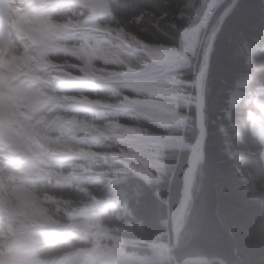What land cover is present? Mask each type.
<instances>
[{
  "label": "clouds",
  "instance_id": "obj_1",
  "mask_svg": "<svg viewBox=\"0 0 264 264\" xmlns=\"http://www.w3.org/2000/svg\"><path fill=\"white\" fill-rule=\"evenodd\" d=\"M249 162L264 0H0V264H194L218 229L219 264H264ZM236 174L243 230L221 206Z\"/></svg>",
  "mask_w": 264,
  "mask_h": 264
},
{
  "label": "trees",
  "instance_id": "obj_2",
  "mask_svg": "<svg viewBox=\"0 0 264 264\" xmlns=\"http://www.w3.org/2000/svg\"><path fill=\"white\" fill-rule=\"evenodd\" d=\"M257 15L256 9L251 8L245 12L244 20L246 22H251ZM238 26L245 27L246 24L241 22ZM248 167L253 169L256 182L259 183L260 179L264 177V169H261L251 162H249ZM221 183L226 184L230 190L229 196L224 197L221 201V206L225 213V224L230 226L235 223L240 225L241 230H243L252 219L250 209L245 203L248 194L242 191L245 181L240 174H236L224 177ZM223 237V229L214 230L212 233L208 234L201 244V250L194 254L192 258L219 259L221 254L230 251L231 247L230 243Z\"/></svg>",
  "mask_w": 264,
  "mask_h": 264
},
{
  "label": "water",
  "instance_id": "obj_3",
  "mask_svg": "<svg viewBox=\"0 0 264 264\" xmlns=\"http://www.w3.org/2000/svg\"><path fill=\"white\" fill-rule=\"evenodd\" d=\"M203 259H205V258H196V260L194 261V264H195V262H199V261H201ZM216 263H219V259H216Z\"/></svg>",
  "mask_w": 264,
  "mask_h": 264
},
{
  "label": "bare ground",
  "instance_id": "obj_4",
  "mask_svg": "<svg viewBox=\"0 0 264 264\" xmlns=\"http://www.w3.org/2000/svg\"><path fill=\"white\" fill-rule=\"evenodd\" d=\"M192 260H193V261H195V260H196V258H192Z\"/></svg>",
  "mask_w": 264,
  "mask_h": 264
},
{
  "label": "rangeland",
  "instance_id": "obj_5",
  "mask_svg": "<svg viewBox=\"0 0 264 264\" xmlns=\"http://www.w3.org/2000/svg\"><path fill=\"white\" fill-rule=\"evenodd\" d=\"M179 219V217H177V220Z\"/></svg>",
  "mask_w": 264,
  "mask_h": 264
}]
</instances>
